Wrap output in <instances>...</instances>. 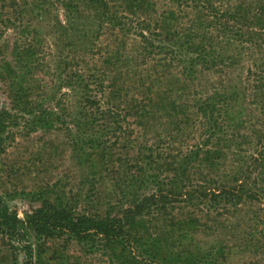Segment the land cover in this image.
Returning <instances> with one entry per match:
<instances>
[{
	"label": "rangeland",
	"instance_id": "374dc122",
	"mask_svg": "<svg viewBox=\"0 0 264 264\" xmlns=\"http://www.w3.org/2000/svg\"><path fill=\"white\" fill-rule=\"evenodd\" d=\"M144 1L139 17L166 19L151 41L156 49L131 30L109 34L82 0H0V113L9 115L0 133V200L36 264H107L65 237L38 240L29 216L50 202L117 217L156 185L168 187L171 157L198 152L186 183L235 189L243 200L216 212L204 202L170 204L142 240L174 251L155 264H264V42L261 21L247 24L249 9L264 0ZM183 35L201 41L195 55L176 47ZM102 70L110 88L89 96L122 106L121 118L123 108L131 111L124 135L112 134L109 116L95 125L83 109L82 85L94 88ZM24 261L17 242L0 233V264Z\"/></svg>",
	"mask_w": 264,
	"mask_h": 264
},
{
	"label": "trees",
	"instance_id": "16d2710c",
	"mask_svg": "<svg viewBox=\"0 0 264 264\" xmlns=\"http://www.w3.org/2000/svg\"><path fill=\"white\" fill-rule=\"evenodd\" d=\"M89 8L96 12L98 24L100 27H107L109 34H112L113 30L118 29L120 32L133 31L138 36L146 48L156 49L151 41L155 40L158 36L159 27H167L166 19L159 23L152 22L147 18H141L137 15L145 4L144 0H82ZM172 3H178L184 0H170ZM241 7H237L240 10ZM207 9L203 7L202 11ZM253 16L247 21V24H258L261 21V26H257L258 39L264 42V6L259 10L249 9ZM210 12V11H207ZM129 14L130 16H126ZM246 14H248L246 12ZM134 17L133 22L128 21L127 17ZM168 20L173 18V14L169 13L165 16ZM170 17V18H168ZM196 20L200 19L197 16ZM110 28V29H109ZM166 36V35H165ZM230 33L226 36L229 39ZM184 37V41L181 39ZM154 38V39H153ZM180 44L176 46L180 51L192 53L195 55L196 45L202 44L200 40H197L195 35H183L179 37ZM154 47V48H152ZM193 49V51H191ZM163 50V49H162ZM201 57V53L198 54ZM205 57V56H204ZM197 58V57H196ZM194 58L187 59L192 66ZM199 59V58H198ZM107 63V62H105ZM188 66V64L184 65ZM187 67V69H190ZM185 69V70H187ZM208 70V69H207ZM106 71H100L95 76L94 88H89V83L82 85V105L86 114L92 115V124L97 125L98 121L106 124V116L112 119L113 126L110 129L115 135L120 131V134L124 135V131L127 126L125 124L126 116H129L131 111L123 108L126 113L122 118L119 113L122 106L113 103L104 104L103 100L96 97H90L89 93L95 92L97 94L104 95L109 87V83L106 84ZM188 73V72H187ZM110 88V87H109ZM88 94V97L86 96ZM112 94V93H110ZM113 96V94L111 95ZM114 99V98H113ZM102 105V106H101ZM137 107H134L136 109ZM7 115L6 111L0 113V133L3 132L4 117ZM136 117L140 118L139 115ZM121 118V119H120ZM134 122L133 124H137ZM2 130V131H1ZM119 139V136L115 138ZM98 149L104 150L98 144ZM197 149V148H196ZM104 152V151H101ZM199 152H203L199 149ZM106 153V152H104ZM102 154V153H101ZM108 155H105V157ZM193 156L198 157V152L187 155L186 158L177 161L181 158L179 156L171 157V163H166L164 166L167 169L171 168L172 177L169 180L167 188L163 189L161 185H156V191L154 194L142 198L141 201H134L125 210H121L119 216H92L88 213L78 214L71 208L62 204L42 203L41 207L33 212L28 218V224L33 229L38 240L51 239V238H63L67 240L75 241L81 246L88 254H99L104 258L107 264H155V261L162 254V251L168 252L169 255L174 254V251H170V248L164 244V241H151L147 243L142 241L146 237L147 228L149 223L156 221L158 217L168 216V210L170 204L174 203H191L197 201L203 203L209 211H218L219 206L223 207L222 210H226L228 207L226 204L232 202L234 209L238 206L239 201L242 202V198L235 193V189H216L212 187H203L197 185L193 187L186 183V173L188 169H192L194 160ZM204 156L206 153L204 151ZM157 178L156 176L154 179ZM238 198L236 201L235 199ZM199 204L192 203V206H198ZM184 207H180V211H183ZM167 212V213H166ZM174 221V220H173ZM192 221V220H189ZM189 225H193L192 222H187ZM175 226L174 223L167 225L168 229ZM0 233L9 240L17 242L18 246L25 254V261L22 264H36L34 262V250L26 243L25 237L21 229L19 228V221L15 214L9 213L7 207L0 200ZM187 234V230L185 232ZM180 237H183V232H180ZM158 240V239H157ZM42 251V250H41ZM39 251L36 256L38 260L41 258L42 252Z\"/></svg>",
	"mask_w": 264,
	"mask_h": 264
}]
</instances>
